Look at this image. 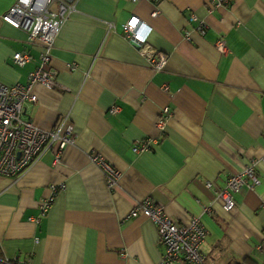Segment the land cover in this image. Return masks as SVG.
Returning <instances> with one entry per match:
<instances>
[{"label":"crops","instance_id":"obj_1","mask_svg":"<svg viewBox=\"0 0 264 264\" xmlns=\"http://www.w3.org/2000/svg\"><path fill=\"white\" fill-rule=\"evenodd\" d=\"M15 1L0 0L3 85L26 83L39 54L38 43L1 18ZM223 1L210 12L206 0L74 1L50 51L55 85H33L36 100L21 111L42 129L67 115L74 142L56 164L49 150L19 175L0 176V257L157 264L163 245L153 224L126 217L136 200L149 197L179 223L199 217L206 264H264V165L255 169L257 185L232 195V209L215 200L230 173L264 154V0ZM190 14L203 21L201 33ZM131 15L139 31L149 28L146 43L166 55L161 70L152 71L123 37ZM217 37L225 40L224 54L213 45ZM16 51L29 56L21 67L10 59ZM111 105L119 107L114 114ZM143 139H152L149 149L133 152ZM91 151L119 172L113 187L88 161ZM60 182L63 189L33 223L48 185Z\"/></svg>","mask_w":264,"mask_h":264},{"label":"built area","instance_id":"obj_2","mask_svg":"<svg viewBox=\"0 0 264 264\" xmlns=\"http://www.w3.org/2000/svg\"><path fill=\"white\" fill-rule=\"evenodd\" d=\"M75 0H16L2 15V19L14 28L26 32L27 40L38 43L39 54L35 68L27 75V82L13 85L0 84V176H17L32 165L46 151L52 152L53 163L60 161L65 147L74 142L73 127L67 115L61 116L54 128L42 129L31 120L22 119L21 111L24 102H34L35 94L32 87L40 84L47 88L54 87L53 71L50 68V51L62 23L69 13L74 11ZM137 0H131L135 2ZM157 1V0H151ZM224 2L223 0H206L208 12ZM54 5V9L51 6ZM156 10L150 15L155 16ZM189 21L194 23V30L203 31V21L194 14L189 15ZM139 20L131 15L121 26L122 35L146 59L152 71L161 70L166 63V55L146 43L149 28L138 30ZM113 25L106 23L109 30ZM216 50L224 54L227 52L225 40L217 37L213 41ZM11 62L16 66H23L29 56L25 51L11 54ZM73 69L74 65H68ZM119 110L117 105H111L107 112L114 114ZM166 109H162L157 116L155 125L162 129ZM152 139L135 141L131 150L135 153L147 151ZM90 163L97 166L103 173L108 188L115 185L119 172L108 164L94 151L87 154ZM264 165V154L250 159L240 169L230 173L222 188L215 190V200L219 201L221 209L229 211L235 205L232 195L245 186L253 188L259 183L255 175L257 165ZM63 183L48 185V193L38 204V215L29 218L37 224L40 217L45 215L56 193L63 189ZM206 186H210L206 183ZM207 208H203L206 211ZM142 216L154 226L158 241L163 245L157 264H206L205 256L199 246L204 238L205 229L199 217L191 216L186 223H179L169 217L162 206L153 202L149 197L136 200L128 210L126 217ZM0 264H27L26 261L13 257H0Z\"/></svg>","mask_w":264,"mask_h":264},{"label":"rangeland","instance_id":"obj_3","mask_svg":"<svg viewBox=\"0 0 264 264\" xmlns=\"http://www.w3.org/2000/svg\"><path fill=\"white\" fill-rule=\"evenodd\" d=\"M51 8L54 9V5H52Z\"/></svg>","mask_w":264,"mask_h":264}]
</instances>
